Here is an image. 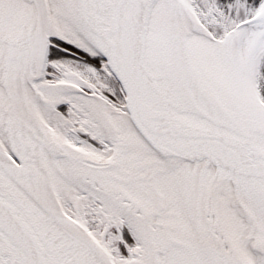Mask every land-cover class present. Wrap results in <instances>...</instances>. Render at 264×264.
I'll use <instances>...</instances> for the list:
<instances>
[{
  "label": "snow or ice",
  "instance_id": "6c2138e0",
  "mask_svg": "<svg viewBox=\"0 0 264 264\" xmlns=\"http://www.w3.org/2000/svg\"><path fill=\"white\" fill-rule=\"evenodd\" d=\"M0 264H264V0H0Z\"/></svg>",
  "mask_w": 264,
  "mask_h": 264
}]
</instances>
